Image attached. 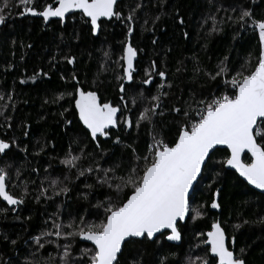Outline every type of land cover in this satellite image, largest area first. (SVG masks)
I'll list each match as a JSON object with an SVG mask.
<instances>
[{
  "label": "trees",
  "instance_id": "obj_1",
  "mask_svg": "<svg viewBox=\"0 0 264 264\" xmlns=\"http://www.w3.org/2000/svg\"><path fill=\"white\" fill-rule=\"evenodd\" d=\"M48 3L54 0H34L30 6L41 9ZM23 7L19 0H10V7L0 13L5 16L0 140L10 145L6 154H0V168L6 172L9 192L22 200L16 216L0 203V264H63L66 244L67 264H88L82 249L93 247L78 236L57 237L53 224L63 225L67 233L74 228L66 226L79 224L81 217L99 222L104 212L97 205L109 196L115 202V195L97 182L104 175L97 166L124 175L133 162V149L143 156L156 134L173 141L184 110L225 91L223 80L246 61L255 65L260 52L257 31L241 27L238 17L247 9L253 19L264 20V0H123L116 9L121 18L103 23L98 37L79 17L45 30L39 19L22 17ZM129 42L138 60L134 83L124 86L121 56ZM220 66L227 73L212 79ZM149 77L153 82L145 85ZM77 87L96 92L100 103L119 109L118 129L107 137L91 138L69 95ZM154 95L158 102L151 100ZM145 107H155L156 114L151 122L137 123ZM125 119L130 127L124 125ZM225 155L220 150L212 156L196 187L191 201L203 215L179 226L182 245H170L164 238L130 243L124 247L121 264L195 261L191 254H198L196 241L202 244L204 232L218 220L235 240V253L245 264H264V196L221 166ZM71 156L78 157L75 166L62 163ZM89 168L90 173L85 171ZM62 188L68 191L61 192ZM214 198L219 211L210 207ZM34 237H40L43 248ZM205 254L206 250L199 252Z\"/></svg>",
  "mask_w": 264,
  "mask_h": 264
},
{
  "label": "snow or ice",
  "instance_id": "obj_2",
  "mask_svg": "<svg viewBox=\"0 0 264 264\" xmlns=\"http://www.w3.org/2000/svg\"><path fill=\"white\" fill-rule=\"evenodd\" d=\"M33 2L20 0L24 6L21 15H38L46 22L50 18H59L63 23L66 14L78 12L87 18L85 22L90 23L93 34L97 33L102 19L121 18V13L115 10L117 0H54L39 11L29 7ZM9 7L10 0H2L0 13ZM127 19L131 22V15ZM238 19L241 27L247 25L258 30L260 52L255 65L246 61L247 66L241 65L230 79L223 80L225 91L211 99L198 101L195 109L189 106L184 110V120L178 124L173 141L168 142L162 135L156 134L143 156L133 149V162L124 175L118 176L115 169H99L97 166L98 171L104 172L97 182L107 186L115 195V202L109 196L97 205L104 212L99 222H86L81 217L79 224L69 223L66 226L74 228L67 233L62 231L63 225L53 224L57 237L78 236L91 242L94 248L82 249V255L88 256V264H121L126 245L145 240L158 242L157 235L168 241H180L179 223L185 221L186 216L196 219L203 215L202 211L192 207L190 193L196 190L208 161L221 150V146L226 152L219 162L221 166L234 169L249 185L264 190V20L253 19L247 9L241 10ZM3 22L5 16L0 14V23ZM132 31L129 26L128 33ZM136 56L137 50L130 43H125L121 60L124 77L129 81L133 79V60ZM68 63L72 64L73 59L68 58ZM227 71L225 66H220L211 78L223 77ZM158 74L161 78L165 76L163 71ZM150 80L151 77L143 83L147 85ZM69 95L73 97L80 122L94 141L98 136L107 137L108 130L117 126L119 109L107 102L100 103L96 92L77 87L75 94ZM151 100L158 102L159 96L154 95ZM173 111L179 113L180 109L174 108ZM155 114V107H145L137 123L140 120L151 122ZM124 125L131 126L128 119L124 120ZM9 148V143L0 140V154H6ZM77 159L71 156L62 163L75 166ZM85 171L90 173L92 169ZM56 183L52 181L53 185ZM6 184V172L0 168V199L8 205L22 203L6 190ZM60 191L67 192L68 189ZM215 196L216 193H213ZM199 207L202 209L204 205ZM210 207H220L215 198ZM203 235L206 236L201 241L207 248L205 256L196 258V261L189 260L188 264H244V260L230 250L226 233L219 222H213L211 230ZM33 239L40 248L44 247L40 237ZM69 247L64 245L63 264H67L65 257L69 255Z\"/></svg>",
  "mask_w": 264,
  "mask_h": 264
},
{
  "label": "flooded vegetation",
  "instance_id": "obj_3",
  "mask_svg": "<svg viewBox=\"0 0 264 264\" xmlns=\"http://www.w3.org/2000/svg\"><path fill=\"white\" fill-rule=\"evenodd\" d=\"M19 2H20V0H19ZM121 3V2H120ZM119 3V4H120ZM29 7H32V8H35L37 11H39V10H42L43 8H41V9H38V8H36L35 6H30L29 5ZM23 9H24V7L22 8V12H23ZM116 9H117V7H116ZM24 16H26V17H31V18H37V19H39L40 21H41V23H42V25H43V28H45V30H46V28H49V27H51L53 24H60L61 26L63 25V23H66V22H68L69 20L70 21H73L74 20V17H79V18H83L79 13H77V14H74V15H72V16H70V17H68L63 23H61L59 20H53V21H50V22H46V21H44L41 17H39L38 15H32V14H30V13H26V14H23L22 15V17H24ZM84 20L86 21L87 19L86 18H84ZM106 21H102L101 23H100V26L102 27V24L103 23H105ZM88 24V26L91 28V26H90V23H87ZM2 28H1V30H0V33H1V39H2V34H3V31H4V28H5V22H3L2 23ZM93 34V33H92ZM0 46H1V43H0ZM151 82H153V80H151ZM76 111V110H75ZM77 113V112H76ZM77 116H78V114H77ZM89 134V133H88ZM90 135V134H89ZM3 155V154H2ZM250 162V161H249ZM240 179V178H239ZM241 180V179H240ZM244 184L250 189V190H252V191H254V192H256L255 190H253L252 188H250L245 182H244ZM8 191H9V189H8ZM10 193V192H9ZM256 193H258V192H256ZM11 194V193H10ZM258 194H260V195H263L264 196V194H261V193H258ZM13 195V194H12ZM194 195V194H193ZM15 197V196H14ZM15 198H17V197H15ZM192 198V197H191ZM18 199V198H17ZM20 200V199H19ZM0 203L1 204H3L6 208H8L9 210H13V216H16L17 214H18V211H19V209H20V207L22 206V203L18 206V207H14V208H9L6 204H4L1 200H0ZM191 204H192V201H191ZM192 207H193V204H192ZM0 209H1V206H0ZM215 211H219V208H217V209H215ZM5 214V213H4ZM3 214V215H4ZM7 215H9V213L7 214ZM190 215H189V218H188V220H190ZM188 220H187V222H188ZM186 222V223H187ZM215 222H219L220 223V221L218 220V221H215ZM184 226L185 224H179V226ZM211 225H212V223L210 224V227H209V229L207 230V231H209V230H211ZM221 225V224H220ZM179 226H178V228H179ZM222 227V226H221ZM223 228V227H222ZM223 230H224V228H223ZM1 231V230H0ZM225 231V230H224ZM2 232V231H1ZM206 232H204V234H205ZM226 233V232H225ZM183 237V236H182ZM226 237H227V242H228V246L230 247V250H232L234 253H235V240H232V239H230L229 237H228V235L226 234ZM159 238H162V237H157L156 238V240L157 239H159ZM204 239H206V236L204 235V237H203ZM165 241H166V239H165ZM150 242V241H149ZM167 242V241H166ZM168 243V242H167ZM183 243V242H182ZM170 245H172V244H170ZM173 246H175V245H173ZM195 249H196V252H198V254H191V256H192V259H194L195 260V258H198V256H199V252L200 251H203L204 252V250H206L207 251V248H206V246L205 245H203V244H200V242H198V241H196V244H195ZM236 254V253H235ZM237 255V254H236ZM200 257H202V256H200ZM76 258V257H75ZM75 263V262H74ZM245 263V262H244ZM213 264H215V262H213Z\"/></svg>",
  "mask_w": 264,
  "mask_h": 264
},
{
  "label": "water",
  "instance_id": "obj_4",
  "mask_svg": "<svg viewBox=\"0 0 264 264\" xmlns=\"http://www.w3.org/2000/svg\"><path fill=\"white\" fill-rule=\"evenodd\" d=\"M123 0H117V4L115 5V10H116V7L118 6V4L120 3V2H122ZM78 13V12H77ZM77 13H75V14H77ZM72 15H74L73 13H69V14H66V18H65V20L68 18V17H70V16H72ZM40 17V16H39ZM42 18V17H41ZM115 17H112L111 19H102V21H106V22H111L113 19H114ZM43 19V18H42ZM87 19V18H86ZM53 20H59V18H50L49 19V21H47V22H50V21H53ZM64 20V21H65ZM101 21V22H102ZM100 22V23H101ZM2 23H0V30H1V28H2ZM100 31H101V26L99 27V29H98V31H97V33L96 34H93V36L94 37H98L99 36V34H100ZM257 34H258V30H257ZM0 43H1V33H0ZM130 43V42H129ZM137 60H138V54H137V56L134 58V60H133V68H134V71H133V79L131 80V81H129V80H127L126 78H125V81H124V86H126V85H132L133 83H134V75L136 74V63H137ZM123 86V87H124ZM76 110V109H75ZM76 112H77V110H76ZM77 114H78V112H77ZM118 115H119V112L117 113V117H118ZM78 119H79V116H78ZM80 121V120H79ZM80 124L82 125V127L86 130V128L83 126V124L80 122ZM116 129H118V123H117V126L116 127H114V128H110L109 130H108V132H110L111 130H116ZM87 131V130H86ZM88 132V131H87ZM98 138H101L100 136H98ZM97 138V139H98ZM221 150H223V146H221ZM209 162V161H208ZM225 168H226V170L227 171H230V172H233V173H235L237 176H238V178H240L243 182H245L250 188H252L253 190H255L256 192H258V193H261V194H264V190H260V189H256L254 186H252V185H249L245 180H243V178H241V177H239V174L238 173H236V171L234 170V169H231V168H228L227 166H225ZM204 173V172H203ZM202 176H203V174H202ZM202 176L199 178V181L201 180V178H202ZM199 181H198V183H199ZM198 183L196 184V187H197V185H198ZM6 190L8 191V186H7V184H6ZM194 192L195 191H191V193H190V197H192L193 196V194H194ZM4 204H6L9 208H14V207H18L21 203H19V204H17V205H8L7 204V202H5V201H3L2 199H0ZM188 218H189V216H186V220L185 221H181L179 224H186V222H187V220H188ZM179 226V225H178ZM181 236H182V234H181ZM157 237H159V235H157ZM156 237V238H157ZM169 244H172V245H175V246H181L182 245V242H183V237H182V239L180 240V241H168V240H166ZM80 242L81 243H85V244H89V245H91V246H93L92 244H91V242L90 241H85V240H83V239H81L80 238ZM94 247V246H93ZM245 264V263H244Z\"/></svg>",
  "mask_w": 264,
  "mask_h": 264
},
{
  "label": "bare ground",
  "instance_id": "obj_5",
  "mask_svg": "<svg viewBox=\"0 0 264 264\" xmlns=\"http://www.w3.org/2000/svg\"><path fill=\"white\" fill-rule=\"evenodd\" d=\"M257 31V30H256ZM124 79H125V77H124ZM125 81V80H124ZM118 118V117H117ZM85 130V129H84ZM86 131V130H85ZM87 132V131H86ZM88 133V132H87ZM85 244V243H84ZM89 245V244H88ZM93 247V246H92ZM94 248V247H93Z\"/></svg>",
  "mask_w": 264,
  "mask_h": 264
},
{
  "label": "rangeland",
  "instance_id": "obj_6",
  "mask_svg": "<svg viewBox=\"0 0 264 264\" xmlns=\"http://www.w3.org/2000/svg\"><path fill=\"white\" fill-rule=\"evenodd\" d=\"M198 257H200V256H198ZM77 260V259H76ZM195 261H196V258H195Z\"/></svg>",
  "mask_w": 264,
  "mask_h": 264
}]
</instances>
